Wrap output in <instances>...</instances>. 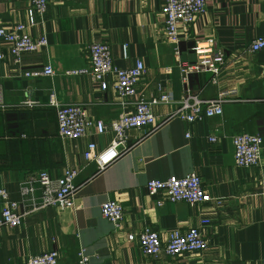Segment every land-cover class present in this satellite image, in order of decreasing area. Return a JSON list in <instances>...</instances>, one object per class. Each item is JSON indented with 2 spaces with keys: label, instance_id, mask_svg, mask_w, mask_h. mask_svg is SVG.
<instances>
[{
  "label": "crops",
  "instance_id": "crops-1",
  "mask_svg": "<svg viewBox=\"0 0 264 264\" xmlns=\"http://www.w3.org/2000/svg\"><path fill=\"white\" fill-rule=\"evenodd\" d=\"M205 1L204 12L188 29H178L179 54L166 41L160 0H54L44 19L28 27L34 37L44 35L47 45L24 53L19 65L0 39V187L26 212L19 226L0 227V264H25L30 254L50 250L58 251V264H77L80 246L89 253L90 264H264V154L260 166L238 167L232 143V136L242 132L264 139V49L248 50L250 40L264 33V0ZM27 9L28 0H0V27L27 23ZM200 38H213L225 55L216 84L209 72L182 79L180 66L196 60L191 47ZM92 42L110 46L116 67L143 62L138 90L147 98L158 89L172 96L171 102L153 107L158 118L174 110L186 92L208 99L227 90L235 100L222 104L220 116L165 122L97 174L83 151L90 141L103 149L112 133L90 131L84 138L61 139L56 109L49 103L51 93L61 103H82L90 117L105 123L133 110L132 104L120 103L113 75L102 91L89 75L67 73L87 65L86 45ZM46 64L54 68L52 75H24ZM138 134L131 130L128 143ZM67 166L80 168L76 206L39 207L40 171L57 177ZM188 173L202 178L210 202L158 205L159 197L145 189L148 179ZM108 199L123 207L117 228L100 214ZM192 226L200 227L206 248L175 257L145 256L137 241L126 236L150 227L165 240L169 231Z\"/></svg>",
  "mask_w": 264,
  "mask_h": 264
},
{
  "label": "built area",
  "instance_id": "built-area-1",
  "mask_svg": "<svg viewBox=\"0 0 264 264\" xmlns=\"http://www.w3.org/2000/svg\"><path fill=\"white\" fill-rule=\"evenodd\" d=\"M54 0H28L27 23L17 22L11 27H0V39L6 42L8 52L14 64L19 65L24 53H34L47 45L44 35L34 37L28 32V27L41 22L47 12L48 6ZM161 13L164 18L165 38L173 46L174 54H179L178 29L187 30L195 18L205 10V0H160ZM264 49V33L252 38L248 50L255 52ZM196 60L188 65H181L182 79L187 80L190 73H211V83L218 82V76L225 62V55L213 38H200L194 40L191 47ZM4 54L0 52V60ZM87 65L75 70L67 71L69 74H87L92 81L98 84L100 90L105 91L108 86L107 76L113 75V86L120 103L132 104L133 110L121 114L109 123L102 119L90 117L82 103H61L54 93L50 94L49 103L56 109L57 133L61 139L76 140L86 137L90 131L101 135L112 133L108 145L98 150L94 142H88L83 157L87 162L96 164V173L100 174L119 157L128 152L135 143L155 133L165 122L179 118L188 123L202 121L206 118L220 116L222 104L232 101L231 91L221 90L213 98H202L197 94L186 92L178 100L177 107L158 118L153 107L157 104L171 102L172 96L158 93L147 98L138 90V83L142 78L145 66L140 59H135L129 67H116L113 65L110 46L105 42H92L86 45ZM54 68L46 64L39 71L25 72L26 77L49 76ZM135 98V100H133ZM27 104L33 101L27 100ZM136 130L139 134L133 144L128 143L130 131ZM211 142L216 136H209ZM234 164L238 167H258L264 154V139L256 133H237L232 136ZM80 168L65 167L59 176L53 177L49 172L42 170L37 178L42 187V201L39 207L53 206L58 208L75 207V198L79 186L75 178ZM149 195L159 197L156 200L160 205L164 201H185L191 205H201L210 202L213 198L203 184L202 178L196 173H188L181 177L170 176L165 179L152 178L145 183ZM27 191L26 188L23 189ZM25 211L18 210V202L10 200L8 192L0 187V227H16L21 224ZM100 214L102 218L113 223L115 228L123 221V207L118 200L108 199L101 203ZM208 223L202 220L201 224ZM128 240H136L143 255L158 257L161 253L175 257L183 253L202 252L207 246V239L200 227L192 226L185 230L174 229L167 233L165 240L158 231L150 227H143L141 231L127 232ZM77 264H90V255L82 246L76 253ZM25 264H58V251L50 250L39 254H30Z\"/></svg>",
  "mask_w": 264,
  "mask_h": 264
}]
</instances>
